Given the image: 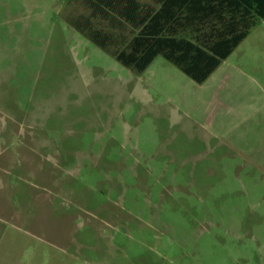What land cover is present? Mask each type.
I'll return each instance as SVG.
<instances>
[{
    "label": "rangeland",
    "instance_id": "374dc122",
    "mask_svg": "<svg viewBox=\"0 0 264 264\" xmlns=\"http://www.w3.org/2000/svg\"><path fill=\"white\" fill-rule=\"evenodd\" d=\"M92 12L0 0V264H264V19L198 84Z\"/></svg>",
    "mask_w": 264,
    "mask_h": 264
},
{
    "label": "trees",
    "instance_id": "16d2710c",
    "mask_svg": "<svg viewBox=\"0 0 264 264\" xmlns=\"http://www.w3.org/2000/svg\"><path fill=\"white\" fill-rule=\"evenodd\" d=\"M92 15L128 24L133 36L114 51L126 68L144 72L158 56L198 84L206 82L264 19V0H88ZM101 48L116 36L90 28Z\"/></svg>",
    "mask_w": 264,
    "mask_h": 264
},
{
    "label": "crops",
    "instance_id": "0c3cea01",
    "mask_svg": "<svg viewBox=\"0 0 264 264\" xmlns=\"http://www.w3.org/2000/svg\"><path fill=\"white\" fill-rule=\"evenodd\" d=\"M213 74H214V73H213ZM213 74H212V75H213ZM212 75H211V76H212ZM211 76H210V77H211ZM204 83H205V82H204ZM43 147H47V146H43Z\"/></svg>",
    "mask_w": 264,
    "mask_h": 264
}]
</instances>
